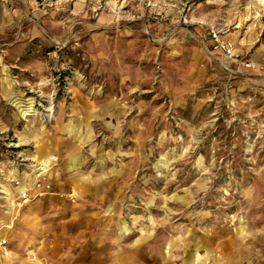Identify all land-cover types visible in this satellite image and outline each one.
<instances>
[{
  "label": "rangeland",
  "instance_id": "1",
  "mask_svg": "<svg viewBox=\"0 0 264 264\" xmlns=\"http://www.w3.org/2000/svg\"><path fill=\"white\" fill-rule=\"evenodd\" d=\"M262 57L264 0H0V264H264Z\"/></svg>",
  "mask_w": 264,
  "mask_h": 264
},
{
  "label": "built area",
  "instance_id": "2",
  "mask_svg": "<svg viewBox=\"0 0 264 264\" xmlns=\"http://www.w3.org/2000/svg\"><path fill=\"white\" fill-rule=\"evenodd\" d=\"M207 41L211 50L217 53L220 59L226 63L224 65L230 73L236 76L244 75L247 73L248 69H251L255 66L253 61L249 58L239 56L236 52L233 42L227 38L221 37L217 30L214 28H209L207 31ZM256 67L264 71V58L261 59V62L256 64ZM2 242L0 245L5 244V240L1 239ZM0 240V241H1Z\"/></svg>",
  "mask_w": 264,
  "mask_h": 264
},
{
  "label": "bare ground",
  "instance_id": "3",
  "mask_svg": "<svg viewBox=\"0 0 264 264\" xmlns=\"http://www.w3.org/2000/svg\"><path fill=\"white\" fill-rule=\"evenodd\" d=\"M43 163H45V166H49V160L48 159L44 160Z\"/></svg>",
  "mask_w": 264,
  "mask_h": 264
},
{
  "label": "crops",
  "instance_id": "4",
  "mask_svg": "<svg viewBox=\"0 0 264 264\" xmlns=\"http://www.w3.org/2000/svg\"><path fill=\"white\" fill-rule=\"evenodd\" d=\"M262 58H264V57H262ZM263 73H264V71H263Z\"/></svg>",
  "mask_w": 264,
  "mask_h": 264
}]
</instances>
